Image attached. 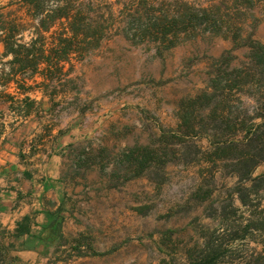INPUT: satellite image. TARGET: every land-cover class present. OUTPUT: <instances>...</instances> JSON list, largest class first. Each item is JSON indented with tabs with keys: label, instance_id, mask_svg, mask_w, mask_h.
<instances>
[{
	"label": "rangeland",
	"instance_id": "374dc122",
	"mask_svg": "<svg viewBox=\"0 0 264 264\" xmlns=\"http://www.w3.org/2000/svg\"><path fill=\"white\" fill-rule=\"evenodd\" d=\"M256 18L259 25L245 36L264 43V13ZM111 34L58 88L59 98L66 99L55 107V122L92 127L90 136L67 155L69 196L56 208L35 261L11 256L0 264H185L213 231L205 208L234 179L218 174L212 199H205L198 190L204 171L192 163L200 157L196 148L205 149L208 141L189 138L193 131L183 120L191 108L208 112L195 99L210 91L227 53L233 56L230 66L240 67L250 49H234L229 40L205 36L159 53L133 46L119 32ZM16 87L12 83L8 93L15 95ZM135 146L152 153L168 149L173 162L162 175L152 161L149 172L133 179L134 174L124 172V150ZM263 173L261 165L254 176ZM244 246L241 256L256 248L254 243Z\"/></svg>",
	"mask_w": 264,
	"mask_h": 264
},
{
	"label": "trees",
	"instance_id": "16d2710c",
	"mask_svg": "<svg viewBox=\"0 0 264 264\" xmlns=\"http://www.w3.org/2000/svg\"><path fill=\"white\" fill-rule=\"evenodd\" d=\"M258 12L264 13V0L0 3V43L4 47L0 95L18 104L12 111L28 114L34 104L31 93L40 91L55 98L75 65L91 59L113 31L135 47L146 46L159 53L205 36L229 40L234 49L248 47V60L240 67L230 66L233 56L229 51L210 81V91L195 99L208 112L203 115L202 109L191 108L183 120L193 131L189 138L208 141L205 149L196 148L200 157L192 163L204 171V184L198 190L205 199H212L218 174L234 179L205 208L213 231L196 245L185 264H264V173L254 176L264 165V43L253 40L251 34L245 36L248 29L259 25ZM12 83L17 86L16 95L6 94ZM124 153L125 175L134 174L133 179L149 172L152 161L162 175L173 162V155L164 148L152 153L148 147L135 146ZM245 243H254L256 248L241 256Z\"/></svg>",
	"mask_w": 264,
	"mask_h": 264
},
{
	"label": "crops",
	"instance_id": "0c3cea01",
	"mask_svg": "<svg viewBox=\"0 0 264 264\" xmlns=\"http://www.w3.org/2000/svg\"><path fill=\"white\" fill-rule=\"evenodd\" d=\"M29 96L33 107L17 117L12 113L17 103L0 95L1 261L13 256L32 262L40 256L55 210L69 196L64 175L67 155L92 129L55 122V107L66 99L59 93L55 98L40 91Z\"/></svg>",
	"mask_w": 264,
	"mask_h": 264
}]
</instances>
